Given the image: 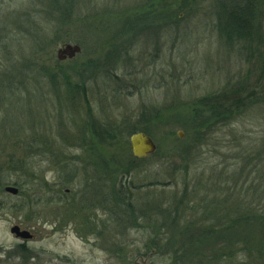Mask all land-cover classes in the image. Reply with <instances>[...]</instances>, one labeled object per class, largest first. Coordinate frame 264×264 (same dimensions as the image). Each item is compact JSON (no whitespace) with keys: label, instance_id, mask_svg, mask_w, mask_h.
Returning a JSON list of instances; mask_svg holds the SVG:
<instances>
[{"label":"rangeland","instance_id":"1","mask_svg":"<svg viewBox=\"0 0 264 264\" xmlns=\"http://www.w3.org/2000/svg\"><path fill=\"white\" fill-rule=\"evenodd\" d=\"M223 1L244 2L0 0V64L24 90L0 97V264H170L190 220L213 231L181 264H264V225L248 221L264 213L263 81L243 110L193 131L203 100L225 106L227 92L258 85L262 36L250 26L246 48L228 43ZM256 8L264 0L243 14ZM65 43L81 51L58 60ZM60 73L82 91L66 92ZM142 128L156 150L135 158L129 137ZM173 210L176 223L163 220ZM240 211L247 218L225 233ZM15 224L32 238L10 233ZM155 224L171 241L163 254L145 245Z\"/></svg>","mask_w":264,"mask_h":264},{"label":"trees","instance_id":"2","mask_svg":"<svg viewBox=\"0 0 264 264\" xmlns=\"http://www.w3.org/2000/svg\"><path fill=\"white\" fill-rule=\"evenodd\" d=\"M223 3H224L222 7L223 11L220 12L221 14H219L220 18H218V25H219V31L222 33V36H224V38L227 40L228 43L233 44V45L236 43H240V45L243 46V48H246V42H247V39L249 38V35H247V32H249L250 26H251V30L255 29L257 33L260 36H262V39H263L261 43L262 50L257 48L256 50H254L255 52H252L253 55L251 54V58L256 56V59H257L256 62L258 66L257 65L255 66L258 67L257 68L258 74H257V78L255 79V82L258 85L253 86L252 90L248 92L249 96L248 95L241 96V91L243 89L244 90L247 89V86H245V83H244V86L243 84H241L237 87L236 90L234 89L231 92H227L226 96L228 99V103L225 106L219 103L218 102L219 100H216L217 98H215V96H211L210 98L203 100L202 105H197L196 107H194L192 122L194 123V126H195L194 128L196 129V131L194 129L193 131L196 132L198 135L200 132L203 133L202 135H204V133L207 131V128L211 126V123H213L214 120H219V118L221 117H227L229 116V113H232L233 110H237L238 108H242L241 110H243L246 103H251L256 98L258 99V95H255L254 92L257 86L260 85L261 80L264 83V28H263L264 21L262 19L264 18V11L259 13L258 8H256L255 16L253 15L252 17H247L243 14L245 12V6L247 5V0H244V2H242L241 4H237L233 2L234 4L231 3L229 6H227L224 1ZM227 7H229V9H227ZM227 13L228 15H226ZM257 45L259 46V44ZM2 59H4L3 56H2ZM13 74L14 73L11 71V69H5L0 64V85L4 87L5 89L4 92L0 93V97L10 99L12 94H16V95L22 94L23 95L24 90H22L21 88H14V85L18 86L19 82L12 79ZM60 74H62L60 78L62 84H64V86H66L67 88L66 92L68 91L73 92V91H78V90H80V92L82 91L81 90L82 84H80L82 83L81 81L72 85L69 82L70 81L69 77L65 73H60ZM48 75L51 78V81H56L58 78V76H56V73L53 72V69H52V73H49ZM247 77L250 78V75L248 73L245 74V78ZM260 91H262V89ZM263 93H264V86H263ZM139 131L148 133V130H146L145 128H142ZM13 184L18 185V182H15V183L13 182ZM121 188H122V185L120 186L119 184V189L122 190ZM119 206L125 207V209L127 210L126 214H130L131 212H133V208L131 204H129V202H125L121 204L119 203ZM232 209H234L233 206H232ZM242 210L243 211L246 210V207L242 208ZM251 210L254 211L255 209H251ZM255 211H256L255 213H249L248 221L249 222L255 221L254 218H256L257 220L261 221V223L264 225V213H261L260 211H257V210ZM216 214L217 213H215V216ZM246 216L247 215H244L243 212L240 211L239 213H237V215L234 216L230 224L225 222L223 224L225 233H226V229L229 228V226L233 230V228L237 226L238 222H240L242 219L247 218ZM177 217L178 215L175 216V210H173V214L172 215L169 214V216L166 218H164L163 216V220L169 221L171 223H174V222L176 223ZM215 219L217 220V217H215ZM179 220L180 219L178 218V221ZM200 224L202 223L199 222V220L198 222H195V220H192V221L190 220L191 227L188 226L187 228L186 226L187 223L185 225H182L187 235L186 237L189 241L185 243L184 245H178V246H172V247H169L168 245V243H170L171 241L163 242L164 240L163 235L165 234L163 233V225L155 224L153 225L154 227L151 229L152 230L151 234L153 235L150 239V243H146L145 245H148V247L153 248L157 253H160V254H163V249L169 247V250H171L173 253V258L170 264H179V263L181 264L185 256L190 260L192 255L201 254L200 242H203L206 239V234L209 235V233H212L213 231V225L212 226L210 225L202 226ZM236 231L237 230H233L232 232L230 231L229 233H236ZM259 240L263 242L264 235H260ZM187 246H190V248H188ZM198 246H199V251H198ZM258 251H259L258 249H255V253H258ZM179 255H181L180 258H179ZM215 262H217V258L212 263L215 264ZM199 264L201 263L199 262Z\"/></svg>","mask_w":264,"mask_h":264},{"label":"water","instance_id":"3","mask_svg":"<svg viewBox=\"0 0 264 264\" xmlns=\"http://www.w3.org/2000/svg\"><path fill=\"white\" fill-rule=\"evenodd\" d=\"M81 47L79 44L74 43H65L57 49L56 57L58 60L71 59L75 57L76 54L80 53ZM179 138L183 136L182 132H177ZM130 150L132 155L135 158H144L150 154H153L156 150V144L152 140V138L146 134L145 132H136L129 137ZM4 190L11 194L17 195L18 188L12 185H6ZM10 233H12L15 237L23 240H29L32 238V234L26 230L21 229L18 225H13L10 228Z\"/></svg>","mask_w":264,"mask_h":264},{"label":"flooded vegetation","instance_id":"4","mask_svg":"<svg viewBox=\"0 0 264 264\" xmlns=\"http://www.w3.org/2000/svg\"><path fill=\"white\" fill-rule=\"evenodd\" d=\"M146 243H148L147 241H145Z\"/></svg>","mask_w":264,"mask_h":264}]
</instances>
